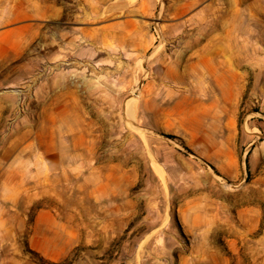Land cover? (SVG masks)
<instances>
[{
	"label": "rangeland",
	"instance_id": "1",
	"mask_svg": "<svg viewBox=\"0 0 264 264\" xmlns=\"http://www.w3.org/2000/svg\"><path fill=\"white\" fill-rule=\"evenodd\" d=\"M155 3L148 15L115 17L75 3L42 26L0 79L1 172L6 164L35 185L38 148L72 151L65 133L79 104L88 132L81 182L98 196L83 199L81 244L55 264H264V77L248 74L236 110L201 109L219 102L163 76L192 33L162 30ZM17 139L39 144L16 158ZM45 176L64 187L75 180Z\"/></svg>",
	"mask_w": 264,
	"mask_h": 264
},
{
	"label": "crops",
	"instance_id": "2",
	"mask_svg": "<svg viewBox=\"0 0 264 264\" xmlns=\"http://www.w3.org/2000/svg\"><path fill=\"white\" fill-rule=\"evenodd\" d=\"M149 1L0 0V79L6 78L9 68L22 64L25 49L40 37L42 26L55 23L73 4L86 15L103 16L106 12L115 17L131 15V9L148 15ZM154 1L165 19L162 30L192 33L190 39L182 41L183 50L167 61L165 80L176 86L191 82L199 96L218 100L213 107L201 104L207 106L201 108L204 111L236 110L247 90L248 74L253 73L255 80L264 77V0ZM130 20L127 17L114 21L112 28H116V23L130 25ZM70 110L72 126L65 135L69 136L66 142L72 145V151L61 153L54 149L41 153L38 148L37 172L32 175L35 185L25 184L20 170L6 164L2 172L0 169V264H38L30 255L55 264L81 244L84 233L78 221L82 218L83 202L88 196L96 201L98 195L95 189L88 195V186L81 182L86 169L88 132L79 114L81 106L71 105ZM5 115L7 111L0 106V126ZM48 142L56 144V139ZM14 143L21 145L15 157L23 158L24 150L39 141L17 139ZM0 159L7 162L6 147L0 151ZM55 172L75 180L67 187L59 186L45 176Z\"/></svg>",
	"mask_w": 264,
	"mask_h": 264
},
{
	"label": "bare ground",
	"instance_id": "3",
	"mask_svg": "<svg viewBox=\"0 0 264 264\" xmlns=\"http://www.w3.org/2000/svg\"><path fill=\"white\" fill-rule=\"evenodd\" d=\"M134 111H135V106L134 105L133 106L130 105L129 108H128V114H130L131 117L133 116Z\"/></svg>",
	"mask_w": 264,
	"mask_h": 264
},
{
	"label": "trees",
	"instance_id": "4",
	"mask_svg": "<svg viewBox=\"0 0 264 264\" xmlns=\"http://www.w3.org/2000/svg\"><path fill=\"white\" fill-rule=\"evenodd\" d=\"M168 138H170V139H175V137H173V136H168Z\"/></svg>",
	"mask_w": 264,
	"mask_h": 264
}]
</instances>
